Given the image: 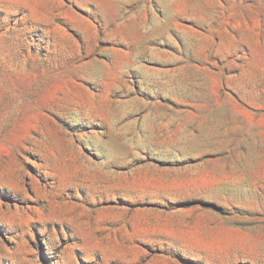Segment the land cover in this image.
Instances as JSON below:
<instances>
[{"label": "rangeland", "instance_id": "obj_1", "mask_svg": "<svg viewBox=\"0 0 264 264\" xmlns=\"http://www.w3.org/2000/svg\"><path fill=\"white\" fill-rule=\"evenodd\" d=\"M0 264H264V0H0Z\"/></svg>", "mask_w": 264, "mask_h": 264}]
</instances>
